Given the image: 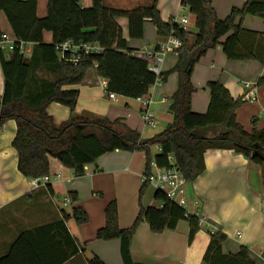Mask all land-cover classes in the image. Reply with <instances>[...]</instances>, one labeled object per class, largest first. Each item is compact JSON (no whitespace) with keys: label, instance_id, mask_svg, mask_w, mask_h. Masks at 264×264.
<instances>
[{"label":"trees","instance_id":"16d2710c","mask_svg":"<svg viewBox=\"0 0 264 264\" xmlns=\"http://www.w3.org/2000/svg\"><path fill=\"white\" fill-rule=\"evenodd\" d=\"M90 1L89 7H82L80 0H47V15L40 19L36 14L37 0H0V13L4 14L17 41L8 54L0 51L3 77L0 127L9 120L16 124L11 147L17 154V169L23 177L32 179L48 175L49 159L53 158L80 178L84 175L85 165L118 150L143 151L146 155L143 176L147 178L151 172L149 149L152 146L159 149L153 163L159 168L175 167L188 184H193L205 172L204 156L210 150L232 151L254 165L264 164V127L259 130L253 127L247 132L236 120V110L247 101L244 97L233 99L226 88L212 81L206 85L209 92L206 112L194 113L190 108L194 93L190 82L193 68L210 49L220 46L228 61H257L264 65V33L241 26L246 16L264 21V0H243V7L232 8L223 20L217 18L214 0H182L181 5L194 16L195 34L161 21L157 0L148 7L129 11L108 8L103 0ZM119 17L127 19L131 40L142 38L143 23L148 20L158 36L166 38L174 32L180 42L177 63L160 76L161 84L173 73L178 77L177 89L170 97L168 108L171 121L162 132L148 140H141L137 132L121 125L120 121L111 122L106 118L72 117L57 126L47 111L55 103L73 113L79 93L70 87L81 84L91 68L99 78L107 81V93L134 100L150 93L157 78L149 71L147 62L135 57L134 49L122 38L116 23ZM45 32L52 36L49 44L43 40ZM69 40L97 43L105 50L102 55L84 57L76 64L63 62L55 47ZM19 43L32 45L29 57L20 52ZM263 85L264 74L256 86ZM113 126L120 127V130ZM147 186V181L142 183L139 197ZM67 197L71 202L77 200L75 194ZM153 199L162 208L140 207L133 224L126 229L118 226L116 201L105 206V223L96 232L95 239L119 240L123 264H134L130 243L141 223H146L152 233L158 234L174 230L180 221H186L190 243L200 230L197 216L187 214L185 209L168 201L158 191L154 192ZM68 219L79 226L89 220L81 207L72 208L69 215L62 214L59 222L22 233L8 253L0 258V264H62L78 254L81 251L78 242L64 226ZM58 229L65 238L54 240L64 251L63 257L48 261L50 252L36 238L41 232L52 233ZM208 234L210 238L203 255L205 264H254L246 248L225 255L222 245L226 237L221 233ZM87 264L104 263L94 256Z\"/></svg>","mask_w":264,"mask_h":264},{"label":"crops","instance_id":"0c3cea01","mask_svg":"<svg viewBox=\"0 0 264 264\" xmlns=\"http://www.w3.org/2000/svg\"><path fill=\"white\" fill-rule=\"evenodd\" d=\"M151 1L103 0V3L108 8L113 6L117 7V10L129 11L148 7ZM175 1L177 3L179 1L180 4L178 12L184 11L185 7L181 5L182 0ZM80 4L82 7H89L91 1L80 0ZM243 4V0H214L213 8L217 18L223 20L232 8L241 9ZM36 14L40 19L46 17L47 0H37ZM182 17L185 16L177 18ZM119 18H116V23L121 29L122 38L128 42L130 48L134 49L133 55L137 58L145 60V55L152 53L156 45L165 39L156 35V29L153 27L159 40L148 37L146 40L144 39V43L138 40L132 41L128 37L127 19L121 18L123 24H126L127 31H124ZM170 18L176 17L170 16L167 20L162 21L168 23ZM241 26L247 30L264 33V21L257 17L246 16L242 20ZM186 30L195 34L194 29L193 31ZM0 32L2 35H6L9 40L14 39L3 13H0ZM43 40L47 44L51 43V34L45 32ZM218 49L214 51V56L210 54L211 59L217 63V67L213 68L212 66L211 69L205 67L201 75L198 70L195 72V84L202 88L203 92L198 93L196 89L191 96V111L194 113L206 112L209 104V92L206 88L208 82H219L233 99L243 98L250 93V90L243 87L244 84H250L253 86L255 99L244 102L236 110V120L247 132H250L253 127L258 130L262 129L264 127V85L258 87L256 84L264 74V65L257 61H228L222 54L221 48ZM168 54L170 53H167L163 58L161 74L172 70L177 63V54L173 52L171 54H174L176 58L166 62ZM208 54L209 52L206 53V55ZM170 76L172 81L176 82L175 89L171 91L174 93L177 89L178 77L176 73ZM100 82L101 78L97 76L96 72L95 74L87 72L81 84L70 87L78 90L79 93L73 113L67 107L51 104L47 111L53 117L55 124L58 126L72 117L90 120L106 118L111 122L118 120L121 125L131 129L128 121L123 117L125 111L123 107L129 106L126 98L117 96L116 101L109 100L105 96V90L101 87ZM161 86L162 84L156 88ZM155 89L153 88L150 92L152 101ZM2 90L3 77L0 67V95ZM170 97L163 96L159 101L161 105H164V114L160 118L166 126L171 121V115L168 112L170 102L166 104L165 100ZM152 116L159 128L160 125L154 112ZM253 120H255L254 123ZM165 128H162L160 132ZM155 131L157 129L151 130L143 126L139 134L140 139L148 140L160 133ZM15 132L16 124L12 120L5 122L0 127V258L8 253L12 243L22 233L59 222L62 220L63 213L69 215L72 208L81 207L88 215L87 224L79 226L72 219L64 221L67 232L77 240L81 251L62 264H87V261L94 256L104 264H123L119 240L100 241L95 239L96 232L105 223V206L110 201H114L111 198L103 197L97 191L96 183L104 178L105 173L111 175L112 172H109L107 168L114 167L119 161L133 168L134 171L130 178L132 183V179L135 177L142 181L145 165L142 158L137 156L136 151L117 150L99 157L93 164L85 165L82 177L89 178L91 191L88 197H85L79 185V178L74 176L73 171L63 167L56 159L50 158L48 172L50 182L45 186L32 189L30 179L23 177L17 169V154L11 147ZM204 162L205 172L187 187L186 196L190 206L188 211L203 219L210 233H221L226 237L222 245L223 254L233 255L240 248H246L254 264H264V164L254 165L241 154L219 150L207 151ZM124 170L127 171V168ZM56 174L60 176L58 180H54ZM68 194H75L77 200L65 206L59 201V198H66ZM137 213L138 211L131 210L125 214L118 207L119 228H129ZM200 228L202 230L197 232L190 243L188 241L189 225L186 221H180L174 230H165L158 234L152 233L146 223H141L130 243L131 259L134 264H205L203 255L210 237L203 227ZM238 232L240 233L239 237L236 235ZM61 237L64 239L65 235L59 229L52 233L41 232L37 235L36 240L50 252L48 261L63 257L64 251L58 248L54 240H59Z\"/></svg>","mask_w":264,"mask_h":264},{"label":"rangeland","instance_id":"374dc122","mask_svg":"<svg viewBox=\"0 0 264 264\" xmlns=\"http://www.w3.org/2000/svg\"><path fill=\"white\" fill-rule=\"evenodd\" d=\"M152 2H153V0L149 4L147 3L148 6H150L152 4ZM156 6H157V10L159 12V16H160L161 21L167 20L170 16L180 17V16L184 15L189 22L186 25V29L193 31V29H194V16L189 12L187 7H185L184 11L178 12V10L180 8L179 1L177 3L175 0H157ZM110 7L113 9L117 8V7H113V6H110ZM121 18L125 19L123 17H121ZM121 18H119L118 20H121V23L123 24V20ZM153 27L154 26L150 21H145L143 23L142 38L138 39V41L143 42L144 39L146 40L148 37H149V39L155 38L156 40H159V38L156 36L157 34L155 35ZM122 28L124 29V31L125 30L127 31L125 23L122 25ZM218 48H220V46H216V47L210 49L208 51L209 54L208 55L205 54L194 66L191 77H190V82L193 86L194 92L196 91V89L198 90V93L203 92L202 88H199L195 84V72H196V70H198V73H200V75H201V73L204 71L205 67L209 68V69H211L212 66H213V68H214V66L217 67V63L214 62V59H211L210 54H212L214 56V51H216ZM167 56L168 57L165 60L166 62L175 57V55L171 54V53L168 54ZM87 72L95 74V69L91 68ZM175 87H176V82L172 81V77L169 76L167 78V83H163L161 87H158V88L155 87L156 89L154 88L155 90L153 92L154 95H153L152 103L155 102L154 103L155 106H154V104H153V106L151 105L150 110H151V112L152 111L154 112L160 126H159V128L158 127H156V128L146 127V128H149L151 130L157 129V131H155V132L158 133L161 131L162 128L166 127V125L164 124V121L162 120V118H160V116L164 114V108H163L164 105H161V103H159V101L162 100L163 96L170 97L171 94L173 93L171 91H173L175 89ZM104 94L106 96V93H104ZM126 100L129 104V106L123 107L124 108L123 110H125L123 117L128 121L130 128L133 129L134 131H136L138 134H140L143 126H142V122L140 119L141 112H140L139 103L134 99H127L126 98ZM165 101H166V104H168L170 102V98L165 100ZM156 103H158V104H156ZM113 128L116 130H120V127H117V126H113ZM149 152H150V160L153 162V157L159 153L157 146L150 147ZM136 153H137V156L139 158H142V160L146 163L145 153L143 151H136ZM144 167H145V165H144ZM125 168H127V171L124 170ZM100 169L98 170L99 172L101 171ZM107 170H109V172L111 171L112 173H111V175H110V173L109 174L107 173V175L105 173L104 178L101 181L96 183V187L98 188L97 191H99L103 197H105V198L108 197V198H111L112 200L116 201L117 207H119V209L122 213L124 212L125 214H127L131 210L139 211L140 207L146 208V207L152 206V205L156 206V202L153 199L154 190L151 187H149V186L145 187L141 197H139V188L142 185V181L138 177L137 178L135 177L132 179L133 183L130 181V178H131L132 173L134 171L132 167H130L129 165H126V164H122L119 161L115 164L114 167L107 168ZM110 176H112V177H110ZM78 180H79V185L81 186L85 197H88L90 195V191H91L90 190L91 187L89 185V178L84 179L83 177H81ZM59 201L64 203L65 206H67L66 205L67 203L64 202V197H60ZM187 211H188V209H187ZM200 230H202V229L200 228Z\"/></svg>","mask_w":264,"mask_h":264},{"label":"built area","instance_id":"2783aa9c","mask_svg":"<svg viewBox=\"0 0 264 264\" xmlns=\"http://www.w3.org/2000/svg\"><path fill=\"white\" fill-rule=\"evenodd\" d=\"M188 20L185 17L182 18H170L168 20L169 25H177L181 26L186 30V25L188 24ZM15 38L13 40H9L6 35L0 36V51L8 54L11 52L16 45ZM180 48V42L175 37L174 32H172L168 37L164 39L163 42L156 45L155 50L152 53H147L145 55V61L147 62L148 69L152 72L157 80L156 83L151 87V90L156 86L161 85V64L164 56L167 53H176ZM18 49L20 52L24 53L25 56L29 57L31 55L32 45L19 43ZM56 52L58 54V58L67 63L76 64L84 57L90 56H98L102 55L104 52V47L97 43H84V42H73L71 40L66 41L62 44H58L55 47ZM100 85L104 88L106 96L109 100L116 101L117 95L106 92L107 81L101 79ZM243 87L251 92L248 93L244 98L247 101H252L255 99V92L252 89L253 86L250 84H244ZM253 90V91H252ZM151 92V91H150ZM141 106V121L143 126L156 128L157 124L155 119L152 116V112L150 107L152 105V96L151 94H147L146 96L139 97L135 99ZM60 178L59 175L54 176V180H58ZM149 187H151L154 192L158 191L170 202L176 204L177 206L186 210L187 214H190L187 209L190 207L187 201V187L188 183L184 180V178L180 175L178 170L175 167L171 168H159L153 162L151 163V172L147 178H144L142 175V182H146ZM30 186L32 189H37L41 186H45L50 182V176L45 175L42 177H36L30 179ZM65 203H70V199L68 197L64 198ZM195 205V203H193ZM157 209H161L162 205L157 204ZM192 215V214H190ZM196 216V215H195ZM199 219V226L204 228V231L209 232L207 225L205 224L203 219ZM238 237L240 233L236 234Z\"/></svg>","mask_w":264,"mask_h":264}]
</instances>
